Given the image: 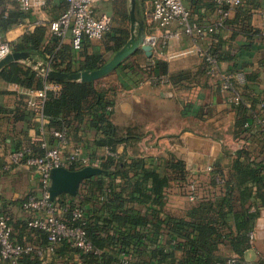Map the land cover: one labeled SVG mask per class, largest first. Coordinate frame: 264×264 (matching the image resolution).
Instances as JSON below:
<instances>
[{"label": "crops", "instance_id": "obj_1", "mask_svg": "<svg viewBox=\"0 0 264 264\" xmlns=\"http://www.w3.org/2000/svg\"><path fill=\"white\" fill-rule=\"evenodd\" d=\"M187 5L193 20L200 24L207 26L219 21L213 0H188ZM10 8H14V4ZM66 8L64 0H52L42 9L24 11V19L6 31L0 29V36L15 43L25 33L34 32L38 26L45 25L48 26L45 46L53 35L50 22ZM98 9L112 16L113 29H127L130 39L131 11L129 24L125 26L121 0H99ZM149 9L150 6L144 1L138 13L140 17L137 16L138 28L140 22H144L145 35L149 33L146 26ZM227 20L215 34L199 42V46L217 49L221 56V69L237 73L235 86L245 101L239 107L227 102L230 94L222 91L218 81L209 75L206 60L194 50V42L187 36L179 41H161L152 57L140 49L120 64L123 67L119 65L97 81V86L109 90L114 98L113 123L122 129L133 127L145 133L136 144L119 145L116 149L119 157L143 158L151 167L166 168L167 162L172 159L184 165L185 177L182 179H177L178 172L167 169L173 179L164 191V213L185 216L195 203L188 197L190 185L201 183L202 191L214 177L225 186L226 181L235 175L237 160L244 165L261 167L264 175V107L261 106L264 100V0H243L242 6L234 10ZM177 26L176 22L172 25L173 28ZM111 35L115 33H106L102 39L86 37L81 50L99 51L110 60L115 55L109 49ZM62 43L73 46L70 36ZM35 59L41 64L50 65L45 58ZM157 59L167 64L168 72H162L161 66L156 69ZM37 70L43 77L42 88L24 87L0 77V212L10 216L16 241L40 246L44 240L38 232L28 227V216L22 209V202L29 192L42 193L40 176L34 166L15 164L10 160L11 152L21 146H30L35 154H42L38 140L41 123L49 133L51 143L60 144L52 132L54 129L50 118L45 116L41 119L40 115L35 117L28 111L31 108L27 100L35 91L56 83L53 81L55 79ZM161 75L172 76L170 83L155 85L153 77ZM67 135L69 143L65 152L79 148L81 156L90 162V166L101 167L108 154L106 148L96 146L98 133L94 128L85 126L77 131L71 129ZM83 181L74 193L59 195H63L66 201L84 198L92 184L85 185ZM261 192L264 193V189ZM58 196L54 200L57 204ZM259 196L253 197L251 208V212L259 208L255 228L264 211V197ZM233 252L225 245L219 251L223 256H230ZM45 256V264H84L83 254L78 251L61 254L46 252ZM128 258L125 256L124 260ZM263 258L264 239L256 237L254 242L250 240L243 261L257 264ZM0 264L10 263L0 260Z\"/></svg>", "mask_w": 264, "mask_h": 264}, {"label": "trees", "instance_id": "obj_2", "mask_svg": "<svg viewBox=\"0 0 264 264\" xmlns=\"http://www.w3.org/2000/svg\"><path fill=\"white\" fill-rule=\"evenodd\" d=\"M3 3L14 4V8L0 9V29L6 31L18 25L26 12L15 2L3 0ZM111 31L115 35H111L109 49L115 54L127 43L129 31L111 28L107 33ZM47 32L48 26L41 25L34 32L25 33L12 43L14 51L28 52L34 58H45L53 69L66 72L97 70L109 61L99 51H83L82 47L75 50L53 35L44 46ZM211 51L220 62L218 50L212 47ZM155 65L156 69L161 66L162 72H168L165 62L157 59ZM0 77L28 88L43 87V77L27 62L7 66ZM53 81L63 88L58 96L47 92L43 113L50 118L54 130L70 132L71 129L77 131L85 126L94 128L98 133L96 146L115 152L119 145L136 144L145 136L136 128L122 129L113 123L114 98L109 90L97 86L98 80ZM243 103L242 98V102L234 106L239 107ZM28 111L38 116L36 111ZM80 166L76 164L72 169L84 167ZM100 168L103 170L101 175L83 181L85 185L92 184L84 198L70 201L63 199V195L57 198L60 205L68 207L67 217L71 216V210L77 205L84 209V227L98 252L85 254L69 241L62 240L56 244L54 254L78 251L83 254L84 264H228L230 257L237 254L239 260L236 264H249L242 257L250 247L249 233L255 228L259 209L251 212L253 197H264L261 192L264 189L261 167L244 165L237 160L235 175L226 181L225 186L214 177L202 191L201 183H197L199 198L185 216L164 213V191L173 179L167 169L178 172L177 179L185 177V167L179 160L172 159L163 168L151 167L143 158L108 155ZM33 230L41 235L44 240L42 245L32 243L36 250L24 253L16 263L0 260L10 264H45L46 256L40 255L37 249L45 252L49 245L48 235L43 230ZM222 245L234 252L230 256L221 255L219 251ZM125 256L130 258L124 260ZM257 264H264V258Z\"/></svg>", "mask_w": 264, "mask_h": 264}, {"label": "built area", "instance_id": "obj_3", "mask_svg": "<svg viewBox=\"0 0 264 264\" xmlns=\"http://www.w3.org/2000/svg\"><path fill=\"white\" fill-rule=\"evenodd\" d=\"M15 2L23 11L42 9L52 0H5ZM67 3L65 11L55 20L51 21V30L54 36L64 42L69 36L75 49L82 47L84 38L102 39L111 30L113 18L110 14L100 12L98 9L99 0H64ZM219 13V21L213 25H202L193 20L192 13L188 8V0H150V9L147 12L146 26L149 33L145 35V42L150 44L154 52H157L161 41H179L187 36L194 42V50L197 51L207 62L208 73L218 81L220 89L229 93L227 102L238 105L242 102V96L235 86L237 73L223 71L220 62L210 47L202 48L199 42L216 33L219 26L228 19L234 10L241 7L243 0H213ZM10 5L0 0V9ZM6 15L8 12L6 11ZM177 23V28L172 25ZM161 31V34L155 32ZM13 44L0 36V59L13 52ZM192 51V50H191ZM190 52V51H189ZM152 82L155 85H166L170 83V78L165 75L154 76ZM62 85L54 83L51 87L35 91V94L27 100L28 106L36 111L40 118L44 119V104L47 92L58 96L62 91ZM264 107V100L261 102ZM54 136L59 139L60 144H53L49 140L43 123L39 127V141L42 154H35L32 147L24 146L11 152L10 160L12 163H26L34 166L38 172L42 187L41 194L29 192L22 202V209L28 216V225L33 229H40L47 233L49 245L44 250L37 249L40 255L46 252H55V246L62 240L79 249L83 253L98 252L88 237L84 227L85 212L79 205L71 210V216L67 217L68 207L57 204L51 199L49 187L50 176L55 168H72L76 164L89 166L90 162L81 156L79 148L65 152L69 143L66 131L53 130ZM107 154L119 157V154L106 148ZM221 181V180H219ZM197 186L191 184L188 189L190 201L198 200ZM79 222V224H75ZM250 240L254 242L257 237L256 228L250 233ZM36 250L32 243L22 244L13 238V227L10 223V216L0 212V259L16 263V260L24 253ZM239 260L237 254H233L228 260V264H236Z\"/></svg>", "mask_w": 264, "mask_h": 264}, {"label": "water", "instance_id": "obj_4", "mask_svg": "<svg viewBox=\"0 0 264 264\" xmlns=\"http://www.w3.org/2000/svg\"><path fill=\"white\" fill-rule=\"evenodd\" d=\"M138 0H131V37L115 55L101 68L92 71H79V72H66L53 69L48 64H41L35 58H33L28 52L13 51L0 59V73L7 66L15 62H28L39 69L44 75L49 78L59 81H78L89 82L96 81L106 74L116 69L124 60L129 56L142 49L147 56L152 57L154 49L150 44L145 42L144 34V22H140V28H138V17L136 14ZM103 170L100 167L86 166L82 169L73 170L71 168L61 167L52 170L50 176V195L51 199L55 200L61 193H74L78 190L83 180L95 175H101ZM257 237L264 239V211L258 219Z\"/></svg>", "mask_w": 264, "mask_h": 264}, {"label": "rangeland", "instance_id": "obj_5", "mask_svg": "<svg viewBox=\"0 0 264 264\" xmlns=\"http://www.w3.org/2000/svg\"><path fill=\"white\" fill-rule=\"evenodd\" d=\"M144 1H146V3L150 6V0H138L137 7H136L137 16L140 15L138 13H139V11H141V8L144 5ZM121 2L123 4V8H124V10L121 13H123L122 15H123V18L125 19V26H128L129 20H130V18H129L130 11L132 9L131 0H121Z\"/></svg>", "mask_w": 264, "mask_h": 264}]
</instances>
